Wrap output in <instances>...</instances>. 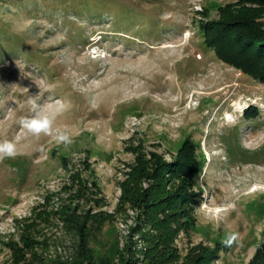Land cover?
<instances>
[{
  "label": "rangeland",
  "instance_id": "374dc122",
  "mask_svg": "<svg viewBox=\"0 0 264 264\" xmlns=\"http://www.w3.org/2000/svg\"><path fill=\"white\" fill-rule=\"evenodd\" d=\"M260 34L264 0H0V140L18 148L0 161V264H70L79 211L112 264H251L264 81L244 49ZM32 96L70 103V145L22 129Z\"/></svg>",
  "mask_w": 264,
  "mask_h": 264
},
{
  "label": "clouds",
  "instance_id": "9594fccd",
  "mask_svg": "<svg viewBox=\"0 0 264 264\" xmlns=\"http://www.w3.org/2000/svg\"><path fill=\"white\" fill-rule=\"evenodd\" d=\"M29 115L21 117L19 124L29 135L39 139L42 135L51 137L56 143L68 146L72 143L71 135L56 125V116L63 114L70 108V103L63 100L55 101V114L51 115L45 110V106L38 103L37 96L27 100ZM247 109V108H246ZM245 109V110H246ZM18 154L17 144L8 139L0 140V161L5 158H14ZM208 209L207 204H201L200 210ZM216 211H220L219 208ZM239 241V234L231 232L226 234L222 241L225 247H232Z\"/></svg>",
  "mask_w": 264,
  "mask_h": 264
},
{
  "label": "trees",
  "instance_id": "16d2710c",
  "mask_svg": "<svg viewBox=\"0 0 264 264\" xmlns=\"http://www.w3.org/2000/svg\"><path fill=\"white\" fill-rule=\"evenodd\" d=\"M251 45L252 46L249 48H245L244 51L249 52L254 49V53L252 54L255 55V59L252 60V63L258 65L259 73L249 72L264 81V35L260 34L259 38L253 41ZM246 113L250 114L249 117L246 116L247 118H252L251 116L255 113V111L252 109V111H247ZM66 221L71 223L70 226L73 227L75 233L74 244L76 246V250L75 254L72 256L70 264H112L108 257L95 256L89 245L90 240L88 235L92 230V226L96 225V222H98L96 215L93 214V216H89L87 211H79L77 213H73L71 216H67ZM89 223L92 224L90 225ZM155 262L156 260H154V263ZM251 264H264L263 246L258 249Z\"/></svg>",
  "mask_w": 264,
  "mask_h": 264
}]
</instances>
